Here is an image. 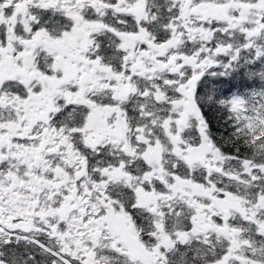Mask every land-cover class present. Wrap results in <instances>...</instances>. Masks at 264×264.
Returning <instances> with one entry per match:
<instances>
[{
    "label": "snow or ice",
    "instance_id": "snow-or-ice-1",
    "mask_svg": "<svg viewBox=\"0 0 264 264\" xmlns=\"http://www.w3.org/2000/svg\"><path fill=\"white\" fill-rule=\"evenodd\" d=\"M0 264H264V0H0Z\"/></svg>",
    "mask_w": 264,
    "mask_h": 264
},
{
    "label": "flooded vegetation",
    "instance_id": "flooded-vegetation-1",
    "mask_svg": "<svg viewBox=\"0 0 264 264\" xmlns=\"http://www.w3.org/2000/svg\"><path fill=\"white\" fill-rule=\"evenodd\" d=\"M248 83L250 82L237 76L234 79H225L221 81L219 84V87L225 92V94H228L232 91H236L237 89L243 90ZM210 118L212 120V123L213 121H215V128H214V131H215L217 128H219V125L217 124L219 120V116L218 114L213 112V113H210Z\"/></svg>",
    "mask_w": 264,
    "mask_h": 264
},
{
    "label": "trees",
    "instance_id": "trees-1",
    "mask_svg": "<svg viewBox=\"0 0 264 264\" xmlns=\"http://www.w3.org/2000/svg\"><path fill=\"white\" fill-rule=\"evenodd\" d=\"M217 124L219 125L218 122H217ZM212 127H213V130H214V128H215V121H213V123H212ZM219 127H220V125H219Z\"/></svg>",
    "mask_w": 264,
    "mask_h": 264
}]
</instances>
